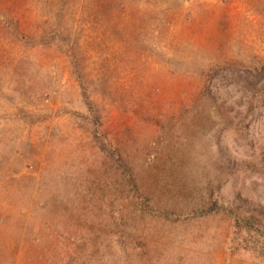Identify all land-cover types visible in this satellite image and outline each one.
<instances>
[{
	"label": "rangeland",
	"instance_id": "374dc122",
	"mask_svg": "<svg viewBox=\"0 0 264 264\" xmlns=\"http://www.w3.org/2000/svg\"><path fill=\"white\" fill-rule=\"evenodd\" d=\"M0 20V264H264V0Z\"/></svg>",
	"mask_w": 264,
	"mask_h": 264
},
{
	"label": "trees",
	"instance_id": "16d2710c",
	"mask_svg": "<svg viewBox=\"0 0 264 264\" xmlns=\"http://www.w3.org/2000/svg\"><path fill=\"white\" fill-rule=\"evenodd\" d=\"M0 22L3 25H6V23H3L1 20ZM260 79H264V66L261 67V70L259 74H251L250 77H245V79H241L239 86L235 87V90H237L239 93L243 95H246L247 97L250 98V100H255V96L260 97L264 96V86H260V82H262ZM260 95V96H259ZM244 96V97H246ZM248 102V101H247ZM256 124V123H255ZM123 169L126 172V176L128 178V182H131V185H134L133 180L131 178V175L129 173V169L123 166ZM134 191L137 192V189L135 186L133 187Z\"/></svg>",
	"mask_w": 264,
	"mask_h": 264
}]
</instances>
